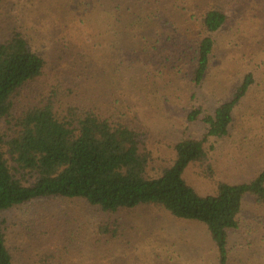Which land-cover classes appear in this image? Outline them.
Returning a JSON list of instances; mask_svg holds the SVG:
<instances>
[{
  "label": "trees",
  "instance_id": "16d2710c",
  "mask_svg": "<svg viewBox=\"0 0 264 264\" xmlns=\"http://www.w3.org/2000/svg\"><path fill=\"white\" fill-rule=\"evenodd\" d=\"M105 1L113 17L110 32L114 39L109 41L108 47H116V57L119 51H130L133 39L136 40L138 51L153 60L148 65L154 64L166 75L167 86L173 88L180 82L182 87L189 84L193 102L195 90L204 84L216 56L218 35L228 20L226 13L217 7L205 10L198 17L197 26L187 28L196 32L192 36L184 33L183 38L178 39L181 33L174 37L167 31L150 29L154 13L140 8L143 0ZM13 2L0 0V10L7 9L10 14ZM148 2L146 6L152 9ZM78 7L86 9L84 0ZM7 17L8 20L0 18V218L7 214V219H0V264H14L13 253L21 238L18 233H7L5 224L9 219H13L11 224L16 228L25 224L30 234L41 241L44 237L49 240L54 234L61 235L62 239L59 236L56 240L58 245L41 252L37 264H79L80 260L73 263L67 255L68 250L76 248L78 234H84L85 230L94 232L95 243L104 237L113 239L118 231L117 223L123 217L128 219L120 223L121 235L124 227L138 239L134 238L133 248L128 252L129 264H175L186 253L171 257L175 252L171 253L170 249L160 245L148 248L145 243L150 236L145 233L148 225L151 222L155 225L156 220L149 222L143 218L148 212L142 211L153 208L175 219L203 223L215 247L213 264H261L259 259L252 261L244 256L248 252L249 241L245 235L248 232L239 238L233 234L241 226L246 198L251 197L256 205L264 207V167L247 183L220 181L217 191L206 196L199 194L184 177L190 166L213 176L214 146L209 141L231 135L234 109L256 83L258 66L253 64L247 69L225 98L217 100L214 95H204L198 107L194 105L185 110L187 123L197 121L206 110L201 119L206 131L201 137L186 136L166 143V137L158 133L154 138L151 133L150 128H158L159 124L148 125L147 120L139 118V103L133 96L128 98L125 92L119 91L118 97L111 95L102 101L93 92L94 88L88 87L89 81L82 83L85 58L66 53L65 38L57 47L68 61L72 59L71 64L81 63L82 68L75 76L52 69L49 58L39 42L27 33V28L17 18ZM163 23L167 24L165 18ZM117 24L122 25L118 30ZM112 56L114 53L110 58ZM61 58L57 56L58 60ZM155 77L148 68L139 76L136 85L143 94L151 89ZM208 98L213 100V105L205 106ZM180 102L165 106L171 108L170 105ZM154 139L157 147L152 146ZM161 147L167 157L162 162L163 165L168 163L166 168L155 162ZM169 152L173 154L170 162ZM40 201H45L46 205L58 203L59 208L70 207L81 217L84 215L88 225H79L78 214L65 213L60 225L54 224L55 233L51 223L53 211H45L46 205L38 203ZM18 209L19 214L15 213ZM28 210L34 213H28L25 218ZM95 213L100 214L101 221L91 228L96 224L94 220L99 219ZM112 217L115 219L109 220ZM129 219L144 222L128 225ZM65 223L67 228L61 232ZM243 228L249 230L250 226ZM155 229L153 226L148 232ZM91 241L94 239L89 238L87 243L90 245ZM80 252V249L73 251L78 259ZM86 259L97 262L89 256ZM119 260L109 264H123ZM100 262L96 264H108L106 258Z\"/></svg>",
  "mask_w": 264,
  "mask_h": 264
},
{
  "label": "rangeland",
  "instance_id": "374dc122",
  "mask_svg": "<svg viewBox=\"0 0 264 264\" xmlns=\"http://www.w3.org/2000/svg\"><path fill=\"white\" fill-rule=\"evenodd\" d=\"M13 1L15 5L12 12L9 14L7 9L0 10V18L8 20V15L17 18L27 28V33L39 42L43 53L49 58L52 69L66 76H75L82 68L80 62L78 65H73L70 63L72 59L68 61V57L62 56L64 54L57 45L65 38L68 44V47L64 49L67 50L66 53L72 52L79 58H85L86 67L82 68L84 70V76L81 75L82 83L89 81L88 87H93V92L97 93L102 101L111 95L118 97L119 91L125 92L128 98L133 96V99L139 103V118L143 121L147 120L148 125L159 124L158 128H150L151 133L154 138L160 133L166 137V143L186 136L201 137L206 131V125L201 120L206 110L194 123L186 122L185 110L194 105L198 107L204 95H211L210 97L214 95L217 100L225 98L247 69L250 70L253 64L258 66L260 70L255 72L256 83L250 87L247 95L234 109V127H232L231 135L225 139L209 141L214 146L213 176L200 172L196 166H190L186 169L184 177L199 194L206 196L217 191L220 181L247 183L261 172L264 167V0H143L140 8L150 14L154 13L152 19L155 20L154 24L153 21L150 22V29L155 28L165 33L167 31L174 37L181 33L182 37L178 39L183 38L184 33L192 36L196 32V30L187 31V28L194 29L198 24V17L207 9L217 7L228 17L227 24L218 35L219 37L217 36L216 56L211 61L209 74L204 84L195 90L196 98H193V102L190 101V93L193 90L189 84L182 87L180 82L173 88L167 86L164 82L166 75H163V71L159 72L154 64L148 65V62L153 60L138 51L139 46L136 40L133 39L134 43L130 51L127 49L119 51L116 57V47H108L109 41L114 39L112 36L114 34L110 32L113 17L110 16L109 9H106L105 0H84L86 9L78 7L83 0H72L73 5L71 0ZM148 1L151 2L152 9L146 6L149 5ZM184 6L185 8L182 9ZM164 18L167 24L163 23ZM121 27L122 25H116L117 30ZM71 45L74 47L70 48ZM112 53L114 56L110 58ZM59 55L62 57L61 60L57 59ZM74 58L77 57L74 56ZM147 68L156 77L152 79L151 89H146V93L143 94L136 84L139 82V76ZM208 99L205 106L213 105V100ZM179 100L182 102L170 105L171 108L165 106ZM184 100L190 104L186 105ZM155 141L154 139L152 146L157 147L158 144H155ZM164 147L156 153L155 162L166 168L168 163L162 164L163 160L167 159ZM168 157L170 162L173 154L169 152ZM38 203L47 204L45 201ZM243 204L241 226L233 236L239 238L245 231L248 232L245 235L250 243L247 242L248 252H245L244 256L252 261L259 259L262 264L264 263V207L256 205L251 197L246 198ZM24 209L23 207L20 211L23 212ZM50 210L53 211L51 218L53 231L54 224L59 226L65 219V213L78 214L70 207L59 208L58 203L53 202L46 205L45 211ZM30 212L34 213V210H28L24 213L26 214L24 217L26 218ZM144 212L148 214H144L143 218H147L149 222L156 220L155 225L152 222L150 224L153 225H148L149 229L153 226H156V229L148 232L147 228L145 232L150 234L145 242L148 248L160 245L159 247L170 249L171 253L175 252L171 257L186 253L175 264H213L215 247L203 223L175 219L169 213L160 212L154 208L145 209L142 213ZM15 213L19 214V209ZM95 214V217L99 219L94 220L96 224L91 228L96 227L101 221L98 217L100 214ZM6 216L7 214L4 213L0 219H7ZM140 217L142 215L138 216ZM114 219L115 217H112L109 220ZM127 219L128 217H123L120 223L123 224ZM12 220L6 221L7 233L11 235L18 233L21 236L16 242L17 250L13 253L14 264H37V260L42 257L41 252L45 249L51 250L58 245L57 237L60 236L62 239L61 235L54 234L49 240L48 237H44V241H41L30 234L25 224L23 227H14L11 224ZM77 222L80 226L88 225L84 215L80 216ZM141 222L144 221L129 219L127 224ZM120 223H117L119 226L115 238L108 240V237H104L98 243H95L97 237L94 232L92 234L85 230L84 234L79 233L78 240L74 243L76 246L74 250H81L78 254L80 259L73 253L74 250H68L67 255L70 256L68 258H71L73 263L80 260L79 264H91L92 261L86 259L88 256L92 260L97 259V262H92L93 264L102 261L103 258L108 260V264L119 258L123 264H129L131 258L128 252L133 248L134 238L138 239L128 233L124 227L121 235ZM244 225L250 226V229L243 228ZM63 226L60 228L61 232L67 228V223ZM137 229L136 227L135 231L138 232ZM67 235L69 236L68 229ZM89 238L94 239L90 245L87 243ZM50 258L54 259L53 256Z\"/></svg>",
  "mask_w": 264,
  "mask_h": 264
}]
</instances>
